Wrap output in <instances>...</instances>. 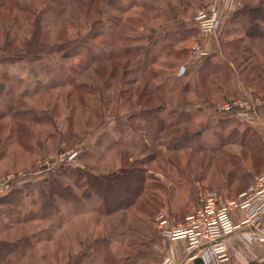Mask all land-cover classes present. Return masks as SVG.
Wrapping results in <instances>:
<instances>
[{"label":"rangeland","instance_id":"1","mask_svg":"<svg viewBox=\"0 0 264 264\" xmlns=\"http://www.w3.org/2000/svg\"><path fill=\"white\" fill-rule=\"evenodd\" d=\"M229 1L0 0V198L14 192L0 203V264H163L160 215L180 223L202 193L233 201L254 185L264 34L246 32L264 0H238V17ZM209 7L217 28L203 35ZM197 47L206 56L192 60ZM243 102L260 104L253 125L220 111ZM127 170L146 180L131 206L84 199L83 175ZM52 181L81 202L42 209Z\"/></svg>","mask_w":264,"mask_h":264},{"label":"built area","instance_id":"2","mask_svg":"<svg viewBox=\"0 0 264 264\" xmlns=\"http://www.w3.org/2000/svg\"><path fill=\"white\" fill-rule=\"evenodd\" d=\"M218 16L217 7L202 11L195 18L198 31L203 35L212 34L216 31ZM205 56L206 52L197 47L193 49L191 59L197 60ZM258 105L260 104L253 102L233 103L223 106L220 111L236 115L246 124L253 125L258 120ZM78 155L77 152H70L66 155V161L72 163ZM5 189L9 190L10 186L7 185ZM200 197L199 210L183 222L171 224L163 215L157 218L165 240L187 243L185 264H193L198 258L205 262L207 259L211 260L215 264L230 262L226 241L239 233L246 232L253 240H264V172L256 178L254 185L236 200L228 201L212 192L202 193ZM235 210L244 214L243 220L238 224L234 223L232 217ZM173 262L174 260L167 258L163 264Z\"/></svg>","mask_w":264,"mask_h":264},{"label":"trees","instance_id":"3","mask_svg":"<svg viewBox=\"0 0 264 264\" xmlns=\"http://www.w3.org/2000/svg\"><path fill=\"white\" fill-rule=\"evenodd\" d=\"M242 14V11L236 13L235 17H238ZM256 24L254 26H250L246 35L248 38L252 35V32L256 31L263 35V30L261 29V24H264V16H259L256 18ZM259 21V22H258ZM253 37V36H251ZM43 49H47L46 47H42ZM84 174V172H82ZM87 176L86 184L87 191L84 194V199L88 200L90 197H93V193H96L103 202V205L108 213H114L116 210H122L123 207L131 206V204L135 203V201L140 198L141 192L143 190L145 180V174L142 170H127L122 174H112L106 176H96L93 174L83 175V177ZM14 193V192H13ZM5 196L0 198V203L6 201L10 196ZM45 193V197H47V204L49 206H42V209H57V200H63L67 203H80L81 198H79L76 194L69 191L68 188H64L57 181H52L49 187V191ZM131 197L133 200L130 202L125 196ZM122 204L120 205L119 203ZM51 203V204H50ZM118 203V204H117ZM46 204V205H47ZM53 204H55L53 206ZM2 243V242H0ZM0 246L8 247L7 244H0Z\"/></svg>","mask_w":264,"mask_h":264},{"label":"crops","instance_id":"4","mask_svg":"<svg viewBox=\"0 0 264 264\" xmlns=\"http://www.w3.org/2000/svg\"><path fill=\"white\" fill-rule=\"evenodd\" d=\"M228 10L233 17L240 10L238 0H230L227 4ZM233 221L235 224L243 220L244 214L241 211L235 210L232 212ZM169 247L166 253L165 260L170 258L174 260L173 264H185L187 258V243L185 241L169 242ZM230 262L225 264H264V240H253L249 234L239 233L226 241ZM206 264H215L211 260H206Z\"/></svg>","mask_w":264,"mask_h":264},{"label":"water","instance_id":"5","mask_svg":"<svg viewBox=\"0 0 264 264\" xmlns=\"http://www.w3.org/2000/svg\"><path fill=\"white\" fill-rule=\"evenodd\" d=\"M193 264H205V261L202 258H198L194 261Z\"/></svg>","mask_w":264,"mask_h":264}]
</instances>
